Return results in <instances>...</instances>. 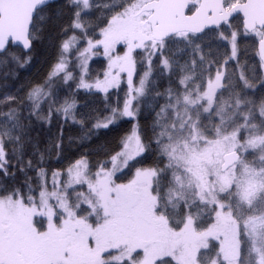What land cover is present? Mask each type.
<instances>
[{
  "label": "snow or ice",
  "instance_id": "snow-or-ice-1",
  "mask_svg": "<svg viewBox=\"0 0 264 264\" xmlns=\"http://www.w3.org/2000/svg\"><path fill=\"white\" fill-rule=\"evenodd\" d=\"M0 264H264V0H0Z\"/></svg>",
  "mask_w": 264,
  "mask_h": 264
},
{
  "label": "trees",
  "instance_id": "trees-1",
  "mask_svg": "<svg viewBox=\"0 0 264 264\" xmlns=\"http://www.w3.org/2000/svg\"><path fill=\"white\" fill-rule=\"evenodd\" d=\"M35 71H36V69L34 68L31 73L26 74V75H35Z\"/></svg>",
  "mask_w": 264,
  "mask_h": 264
}]
</instances>
